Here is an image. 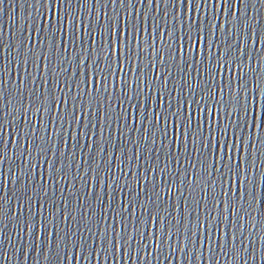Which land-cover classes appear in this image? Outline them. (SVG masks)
Masks as SVG:
<instances>
[{"label":"snow or ice","instance_id":"snow-or-ice-1","mask_svg":"<svg viewBox=\"0 0 264 264\" xmlns=\"http://www.w3.org/2000/svg\"><path fill=\"white\" fill-rule=\"evenodd\" d=\"M4 2L0 0V4ZM88 3L89 0H33L34 12L27 28L22 27L14 40L3 44L5 53L0 63V156L3 158L0 164L11 159L4 151L8 147L3 135L5 118L16 121L20 116L22 121L13 125L10 134L16 137L13 147L15 159L19 161L15 172L11 168L8 170L14 176L13 187L6 190L0 180V244L7 240L6 221L15 219L16 234L20 236L19 223L23 216L29 246L39 251L46 245L48 255L45 259L49 264H68L69 259H76L77 250L80 259L88 264H92V260L99 264L101 259L107 262L109 258L116 261L125 257L147 261L150 255L159 261L162 247L167 251L166 260L175 259L176 251L182 257L191 252L194 258L200 259L205 247L214 258V243L225 252V244L218 242L224 223L225 243L230 244L228 251L233 258L238 256L247 264V256L254 255V248L250 253L248 248L237 247V243L241 246L245 243L237 208L242 209L247 202L248 208L244 211L250 222L251 208L256 200L257 159L264 164V88L246 78L249 72L256 73L260 68L259 78L264 84V56L251 50L258 42L264 44V33L257 36L245 10L249 5L255 8V4L252 0H94L92 9L88 10ZM136 3L141 5L140 13L136 12ZM259 3L264 6V0ZM109 5L111 16L107 10ZM97 6L104 9L103 23L96 21L99 40L84 26L85 12L91 18ZM117 8L123 10V22ZM217 8L222 10L223 25L219 23ZM233 8L238 15L233 14ZM25 30L29 33L27 36ZM13 46L14 56L10 51ZM9 56L17 71L16 81L6 86L4 77ZM254 58L257 68L252 67ZM60 75L65 77L63 87L57 78ZM53 86L61 93L60 97L53 93ZM73 86L77 91L70 96ZM113 100L118 110L113 107ZM101 108L104 109L103 123L93 124L89 119L82 124L80 116L86 112L99 113ZM121 121L128 132L138 134L131 141L132 148L122 146V158L117 165L125 174L129 193L127 206L124 197L117 208L109 205L111 218L116 222L119 216L121 226L119 230L113 227L109 231L107 226L100 229V220L93 221L98 215L93 210L89 220L96 224V232L85 224V231L90 234L87 239L79 228L70 237L57 223L56 186L59 181L67 183L71 168L80 175L81 166L73 163L74 153L66 150L79 148L83 158L81 137L87 143L89 135L99 136V141H92L94 149L89 153L92 163L85 161L88 164L85 174L92 173L89 179L93 189L98 187L105 191L106 178L111 181L107 187L114 185L113 191L123 193L124 188L113 178L109 162L105 160L108 155L105 145L111 147V135L108 140L104 139L105 125L109 131L116 125L122 143ZM74 123L76 131L70 132L66 140L65 125L72 129ZM81 127L87 131H81ZM157 140L165 150L163 167L159 169L161 177L168 170L169 157L176 165L175 173L169 172L172 185H177L179 180L177 187L181 199L174 207L175 215L173 206L164 204L160 194L153 191L154 179L143 202L138 199L140 192L133 189L128 179L131 176L137 189L141 179L146 184L150 182L148 172L157 170L150 159L141 176H137L131 166L135 160L151 157ZM97 156L103 168L96 163ZM181 157L192 169L191 173L187 167L181 171ZM126 162L128 173L123 167ZM3 175L0 168V177ZM189 175L191 180L187 179ZM259 184L264 194V171L260 173ZM82 188L86 195H92L87 192L88 182ZM209 188L213 191L218 188L219 195L212 197L211 206L205 203L206 215L201 220L200 199L207 201ZM197 189L204 193L203 197L195 195ZM162 191L165 194L171 191L169 183L164 182ZM9 192L16 201L15 213L7 203ZM75 198L80 200L79 195ZM93 198L98 206L104 204L98 195ZM107 198L112 199L111 193H107ZM60 199L64 200L63 190ZM189 199L194 207H189ZM33 201L39 204L36 213L32 212ZM133 201L142 213L147 211L146 220L130 211ZM45 207L49 209L50 219L44 216ZM226 211L232 220H228ZM60 215L65 225L69 218L77 223L84 218L81 214L77 220L68 211L66 202ZM36 216L39 219H34ZM99 216L106 224L103 207H100ZM148 225L155 229L150 236L146 234ZM214 237L217 240L214 241ZM149 245L153 246L151 250ZM261 247L264 248V244Z\"/></svg>","mask_w":264,"mask_h":264},{"label":"water","instance_id":"water-1","mask_svg":"<svg viewBox=\"0 0 264 264\" xmlns=\"http://www.w3.org/2000/svg\"><path fill=\"white\" fill-rule=\"evenodd\" d=\"M94 0H89V3L87 4V9L90 10L93 7ZM252 3L255 4V8H253L251 5H249L245 10L247 12L248 17L250 18V21L253 23L256 34L259 37L261 33H264V6H261L259 3V0H252ZM33 0H28L27 3H25V0H5L3 4H0V41L3 43L0 44V63H2V57L5 53V49L3 47V44H8L11 40H14L18 34L19 30L23 28H27V25L31 22V18L34 12L33 8ZM146 8H151V5H146ZM75 8V5H74ZM108 13L111 16L112 15V7L109 5L108 7ZM104 9L101 6L96 7V11L93 17L89 18L87 16V11L84 14L85 18V27L89 28V30L93 31L94 33V39L99 40L98 35V28L96 21H99L101 24L103 23V13ZM117 11L121 13V22H123V10L120 8H117ZM142 11L141 5L139 3H136V12L140 13ZM217 12L220 13V21L219 23L223 25L224 16L222 13V10L217 8ZM233 14L238 15L239 13L236 12V9L233 8ZM89 20H91V24L89 25ZM169 21L171 22V15H169ZM29 33L27 30H25L24 35L27 36ZM33 36L35 34L33 33ZM143 39V37H142ZM159 46V45H157ZM253 53H256L260 56H264V44L257 43L254 48L251 49ZM12 56L15 55V48L14 46L10 49ZM69 55H71V50L69 52ZM12 56H9V63H8V69L5 73V85L9 86L12 82L16 81V66L12 62ZM144 63H147V60H144ZM264 66V64H262ZM55 67L54 65L52 66ZM65 67L67 68L68 65L65 64ZM252 67L257 68L256 59H253ZM31 70V69H30ZM21 76H23L22 69L20 70ZM41 74L44 75L43 70L41 71ZM175 75V73H173ZM260 74L261 69L257 68L256 73L249 72L248 77L253 81H256L257 84H261V87L264 88V84L261 83L260 80ZM61 81V86H64V79L65 77L63 75H60L57 77ZM77 78H72V80H76ZM39 86V81H38ZM252 86L251 84L249 85ZM155 87V85H154ZM172 87V84H169V88ZM53 93L60 97L61 93L53 86L52 87ZM77 89L75 86H73L72 92L70 93V96H74ZM111 91V88L109 89ZM145 91L147 89L145 88ZM187 95V91L185 92ZM173 96L175 97V93H173ZM85 105L87 104V97H84ZM27 104V100L25 101ZM173 104H175V100H173ZM79 107V102H78ZM113 107L117 108V105L115 104V100H113ZM128 105H125V108H127ZM64 110V106L61 105V111ZM103 111L104 109L101 108L99 113H96L93 111L91 114L85 113L84 116H80L79 118L83 123H87L89 119L92 120L93 124H100L103 123ZM2 115V114H0ZM56 113L53 112V116H55ZM29 118H31V113H28ZM22 121V117L17 116L16 121H12L11 118H5L4 120V131L3 135L5 137V140L8 142V147L4 151L6 152L8 157H11V159H5L3 164H0V168H2L4 175L0 177V180L3 181V184L6 187V190L8 188H12L13 185L11 181L14 179V176L9 173V168L13 170V172L16 171V164L19 163L15 159V148L13 145L16 143V137L14 135H10L13 131V125L19 124ZM45 122L47 123V117H45ZM171 128V126H169ZM66 131L64 132V138L67 140L69 137L70 132L76 131V125L73 124L72 129H68L67 125H65ZM81 131H87V129H83L81 127ZM121 130L124 132L122 143H121V137L120 134L116 130V125H113L112 129L109 131L107 126L104 127V139L108 140L109 136L111 135V147H108L105 145L106 151L108 155L105 156V160L109 162V167L111 168L112 175L114 179H117L120 186L124 188V192L120 193L118 190L113 191L114 185L109 188L107 187L108 184L111 183V181H108L106 178H104V182L106 185L105 191H100V189L97 187L93 189L92 182L90 181L89 177L91 176V172L89 171L86 175L85 172L88 170V164L85 163L87 160L89 163H92L89 159V153L94 149V145L92 144L93 140L99 141V136L92 137L89 135L87 143H85V140L83 137H81V144L84 145L83 148V158L81 157V151L79 148L72 149L69 147L66 152H72L75 155V160L73 163L79 164L80 167V175H76L75 169L71 168L68 170V177H67V183H64L63 181H59L56 186V193L55 198L57 201V223L59 224V227L63 229L64 231H67L69 233V236L71 237V233L75 232L77 228L83 232L84 237L87 239L89 237V233L85 231V224H87L89 227L92 228V232H96V224L93 222L94 220H100L99 227L100 229H103L104 227H108L109 231L113 227H115L117 230L120 228V217H116V222L113 221L110 215V209L109 205H111L112 208H117L120 204L121 198H125V206H127V198H129V193L127 187H125V174L121 173L119 171V168L117 165L119 164V158H122L121 155V149L123 145H127L129 148H132L133 145L131 143L132 140H135L137 138L136 132H128L126 128H124L123 121H121ZM51 131V129H50ZM168 143V140H165V144ZM159 150V151H157ZM173 152L175 153V149H173ZM189 152H191V149H189ZM259 155V154H257ZM3 157L0 156V159ZM150 159L153 166L156 167V172L152 173L151 171L148 172L149 176V183L146 184L143 179H141L139 188L137 189L135 183L131 181V176L128 177L129 182H132V186L134 190H138L140 192L139 200L143 202L147 198V190L151 188V181L155 182V189H153L154 192L159 193L161 200L164 202V204H170L173 206V215H175L174 207L178 200L181 199L179 196V190L177 185L179 184V180H177V185H172L171 178L169 177V172L175 173L176 165L172 161L171 157L168 159V170L165 172L164 177L162 178L159 172V169L163 167V161L165 160V150L161 148V145L159 143V140H157V143L155 146H153V151L151 157L145 156V158H141L139 160H135L132 164V171L137 175L141 176L144 172V170L148 167L147 160ZM96 163L101 164V168H103V163L100 161V157H96ZM193 163H195V157L193 156ZM96 164H93V167H95ZM125 169V173H128L129 165L127 162L123 165ZM189 168V172H192V169L190 166L184 161L183 157H181V171H183L184 168ZM261 171H264V164H261L260 160L257 159L256 161V179H257V186L255 189L256 192V200L252 205L251 208V221L249 222V217L245 214L244 209L248 208L247 202L243 203V208H237V211L239 212L240 216V224L242 225V231L244 233V239L245 243L243 246L239 245L237 243V247H244L248 248L249 252L251 253L254 248V255H248L247 256V264H264V248L261 247L262 244H264V239H261L264 237V194H262L260 184H259V177ZM75 177V178H74ZM81 177L83 179H81ZM188 180L192 179V176L189 175L187 178ZM88 182V189L87 192L91 193L92 195H86V190L82 188V185ZM164 182L169 183L171 187V191L165 194L164 191H162ZM63 190L64 194V200L60 199L61 191ZM233 191H235V188H233ZM207 192V201L202 199L201 197L204 196V193L199 192L197 189L195 195L200 199V207H199V215L201 220H203L204 216L206 215V209H205V203H208L209 206L212 204V197L214 195H219V189L217 188L215 191L213 189L209 188L206 190ZM107 193H111L112 199L108 200ZM2 194V193H0ZM187 191H185V196H187ZM76 195L80 196V200H76ZM98 195L103 201L104 204L98 206L97 203L94 200V196ZM9 200H8V206L12 209V213H15L16 209V201L15 199L11 198V192L8 193ZM169 196L171 197V200H169ZM155 199V197H153ZM233 200H235V197H233ZM65 202L67 204V209L69 212L72 213L73 216L77 218V220H80L81 214H83V219L80 220L79 223L76 222V220H73L69 218L67 221V225L61 223V215L60 210L65 206ZM88 205H91V208L88 207ZM163 207V205H161ZM100 207H103L104 209V216L107 217L106 224L104 222V219L99 216ZM189 207H194L192 204L191 199H189ZM82 210V211H81ZM95 210L97 212V217L93 218V221L89 220V217L91 216L92 211ZM39 211V204L36 201H33L32 204V212L36 213ZM130 211L133 212L136 216H141L142 219L148 218L147 211L140 210L135 206V201H133V205L130 206ZM142 213V215H141ZM25 214H27V211L25 209ZM127 215V213H125ZM196 213H193V219L195 218ZM216 215V210H213V216ZM225 215L227 216L228 220H232L233 217L226 211ZM44 216L49 217V209L48 207H45L44 209ZM34 219H39L38 216L34 217ZM50 219V217H49ZM131 219V217H129ZM7 227L4 228V233L7 236V240L4 241V243L0 244V264H49V262L45 259V257L48 255L47 253V246H43L41 250L36 251L33 250L29 246V241L25 233L24 229V222H23V216L20 218L19 223V230H20V236H17V228L15 227L16 221L13 219L11 222L6 221ZM226 223V221H225ZM255 224V227L253 228L252 225ZM222 232L219 237V243L225 244V252L228 254L225 255V252H221L219 250V247L216 243H214L213 247L216 251L215 257H211L207 251V247L203 249V255L200 259H196L193 257V254L191 252L188 253L187 257H182L178 251H176L175 259H165V256L167 255V251L162 247L160 250V258L159 261L154 260L153 257L150 255L148 257L147 261L144 260H128L127 257L123 260H116L113 261L110 258L107 262H105L103 259L99 262V264H244V261L241 260L238 256L233 258V255L231 252L228 251L230 248V244H226L225 240L227 239L224 236V223L221 224ZM230 230V229H229ZM155 229L151 225H148L147 228V235H151ZM249 232H251V236H249ZM63 235V232H61ZM237 236L239 237V232H237ZM21 237H23V243H21ZM52 233L49 231V239H51ZM217 240V237H214V241ZM249 240L251 243H249ZM8 241H11L9 243ZM183 238L181 237V246H183ZM145 243H148V240H145ZM173 243V250L175 251V239L172 241ZM15 245V247H13ZM152 245H149L150 250L152 249ZM21 249L20 252H17L16 249ZM71 248V243H69V249ZM118 256L120 253L117 254ZM61 259H63V255L61 256ZM91 260L92 258L89 257ZM68 264H88L87 261L81 260L79 257V251L77 250L76 253V259H69ZM92 264H97L95 260H92Z\"/></svg>","mask_w":264,"mask_h":264}]
</instances>
